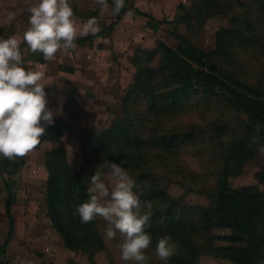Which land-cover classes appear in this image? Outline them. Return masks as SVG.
Here are the masks:
<instances>
[{"label": "trees", "instance_id": "16d2710c", "mask_svg": "<svg viewBox=\"0 0 264 264\" xmlns=\"http://www.w3.org/2000/svg\"><path fill=\"white\" fill-rule=\"evenodd\" d=\"M108 3L112 6V0ZM178 12L174 36L179 46L175 48L162 42L154 51V55L157 52L161 55L158 66L139 68L127 97L139 99V105L147 101L151 114L181 108L191 97L198 100L202 110L215 108L221 112L216 121L176 129L177 132L164 133L153 142L154 146L164 144L168 148H174L176 141H187L193 146L217 143L220 150L216 148L211 156L217 176L215 191L209 193L213 203L210 206L187 204L183 198L171 197L164 186L168 177L180 176L188 193L197 183V176L185 167L153 164L161 154L150 150V139L140 134L131 121L124 127L111 126L98 134L92 143L93 160L98 165L104 161L132 164L129 169L137 182L138 198L142 203L150 201L152 204L145 226V231L152 237L150 247L155 250L158 239L165 235H170L177 244L174 255L167 259L168 264H200L206 255L221 256L227 264H264V165L256 175L260 185L241 189L231 186L234 169L240 172L264 146V56L255 59L251 54L250 62L241 59L244 50L264 52V0H193L192 8L180 4ZM127 15L152 18L125 0L118 18ZM213 17H226L229 25L220 28L216 49L207 53L194 45L188 33L194 36ZM102 35L100 31L78 41L85 44ZM124 107L127 109L126 104ZM66 131V125L57 120L46 127L42 138L56 143ZM257 134L259 144L250 147L251 138ZM226 136L230 138L226 140ZM114 139L139 149L135 152L115 150ZM22 166L19 158L0 161L2 172L10 175L18 173ZM46 167L48 217L66 247L91 254L105 250L98 217L82 224L76 214L77 207L89 199L88 166L83 164L80 169H75L65 150L53 148L46 154ZM108 170L103 169L104 173ZM6 185L10 228L0 246V256L6 255L16 231L11 216L15 197L12 187ZM218 230L231 232L219 235ZM150 260L148 264H161L158 260ZM70 264L77 263L72 261Z\"/></svg>", "mask_w": 264, "mask_h": 264}, {"label": "rangeland", "instance_id": "374dc122", "mask_svg": "<svg viewBox=\"0 0 264 264\" xmlns=\"http://www.w3.org/2000/svg\"><path fill=\"white\" fill-rule=\"evenodd\" d=\"M34 2L35 0H0V36L7 38L15 34L21 37L28 27V8ZM69 2L79 22L83 23L95 17L103 35L85 44L79 43L78 40L82 37H78L74 50L67 54L58 53L53 61L44 60L41 53H32L26 43H21L25 67L44 73L41 83L45 85L49 107L54 111L62 109V114L54 116V123L60 120L66 125L67 131L56 143L41 137V143L34 151L19 158L23 166L17 176L23 181L22 179L19 181L13 195H19L21 201L24 200L29 205L30 201L34 202L38 214L32 219L27 218L20 222L15 231L16 242L12 249L15 251L11 252L8 248L6 255L0 256V262L4 264H70L72 261L77 264H123L118 248L122 238L117 233L114 240H107L104 236L107 222L99 217V229L106 242L105 250L91 254L82 250L70 251L65 247L64 239L47 217L46 154L53 148H62L75 169H80L86 164L89 185L92 172L103 164L98 165L93 160L92 154L95 150L92 143L100 132L111 126L124 127L128 121L129 124L132 122V126L139 128L140 134L150 139L152 143L149 145L150 150L155 154H161L153 164L185 167L197 176V183L193 184L194 188L188 193L180 176L168 177L164 186L171 197L183 198L187 204L210 206L213 203L209 193L215 191L217 176L214 173L215 164L211 156L216 148L220 150L217 143L193 146L187 141H176L174 148H168L164 144L154 146L153 142L164 133L170 135L169 133L177 130L189 129L191 125L216 121L220 118L221 112L215 108L202 110L198 107V100L191 97L185 100L181 108L177 107L162 114H156L154 111V114H151L147 101L139 105V99L127 97L139 68L158 66L161 55L158 52L154 55V51H157L162 42L175 48L179 46L180 43L174 36L178 6L185 4L192 8L193 0H128L129 5L148 13L152 18L127 15L122 19L111 14V5L107 12H102L95 0ZM9 13H15V19L11 22L8 20ZM228 25V18L213 17L205 22L200 32L194 36L188 33V36L192 37L194 45L210 53L217 47L218 31ZM251 54L255 59L264 56L263 50H244L241 52V59L250 62ZM26 55L31 58L32 66L28 64L30 60ZM125 104L127 109L124 107ZM173 107L171 105V108ZM48 126L51 125L45 128ZM228 138L230 136H226L225 139ZM114 141L115 150L129 149L135 152L139 149L116 139ZM118 164L135 181L133 191L139 196L136 179L129 169L132 164L122 161ZM134 165H137V162ZM263 165L264 146L256 157L244 164L240 172L234 169L232 188L260 185L256 175ZM108 172L109 170L105 174ZM230 232L217 231L219 235ZM17 252L26 255V261L22 258L16 260L14 255H17ZM146 255L153 261L168 264V261L161 260L151 247ZM227 263L228 261L221 256L206 255L200 260V264Z\"/></svg>", "mask_w": 264, "mask_h": 264}, {"label": "clouds", "instance_id": "9594fccd", "mask_svg": "<svg viewBox=\"0 0 264 264\" xmlns=\"http://www.w3.org/2000/svg\"><path fill=\"white\" fill-rule=\"evenodd\" d=\"M95 2L102 12L109 10L108 0ZM124 7L125 0H112L111 14L118 15ZM28 13V27L21 37L0 36V156L12 161L34 151L46 132L43 124H54V116L62 114V109L54 111L49 107L45 85L41 83L44 73L25 67L21 43H26L32 53H41L44 60L53 61L58 53L74 50L78 37L95 36L100 31L95 17L79 22L69 0H35ZM14 19L15 13H9V22ZM252 144H259L258 134L251 138L249 146ZM104 168L109 169L107 175ZM134 187L135 181L120 164L104 161L90 179L89 199L77 207L76 214L82 224L97 217L105 220L108 226L104 236L109 241L119 233L123 264H148L151 257L146 252L152 237L145 226L152 204L142 203ZM176 249L170 235L159 238L155 246L161 260L169 259Z\"/></svg>", "mask_w": 264, "mask_h": 264}, {"label": "crops", "instance_id": "0c3cea01", "mask_svg": "<svg viewBox=\"0 0 264 264\" xmlns=\"http://www.w3.org/2000/svg\"><path fill=\"white\" fill-rule=\"evenodd\" d=\"M26 57L30 60L28 61V64L32 66L33 63L31 62V58H29V56L27 55ZM43 126H47V125L43 124ZM4 159H5L4 157L0 156V161ZM18 173H20V171ZM18 173H14L10 175L7 173H3L0 168V245H2L5 242L7 235H8L9 228H10V219L7 213L8 192H7L6 183H8L14 191H16V187L18 186L19 181H21L22 179V178L18 179V176H17ZM18 196L17 194H14L15 200L13 201L11 205V216L14 220L16 230L19 227L20 222H22L24 219H27V218L32 219L34 215L38 214V210L37 209L35 210L34 208V202L30 201L31 204L29 205L24 200L22 202L21 197H18ZM20 208H23V210H19ZM47 217H48V211H47ZM15 242H16V239L14 236V238L12 239V241L10 242L8 246L11 252L15 251V250H12L13 247L15 246ZM63 243L65 245L64 240H63ZM70 251H73V250H70ZM14 256L16 257V260L19 258H22L24 259V261H26V255H23L21 252H17V255H14ZM13 258L14 257H11V259Z\"/></svg>", "mask_w": 264, "mask_h": 264}]
</instances>
